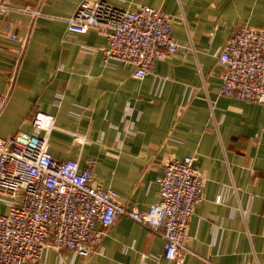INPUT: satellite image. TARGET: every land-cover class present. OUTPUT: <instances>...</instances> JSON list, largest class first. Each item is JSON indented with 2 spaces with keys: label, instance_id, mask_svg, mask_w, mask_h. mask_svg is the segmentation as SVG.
<instances>
[{
  "label": "crops",
  "instance_id": "obj_1",
  "mask_svg": "<svg viewBox=\"0 0 264 264\" xmlns=\"http://www.w3.org/2000/svg\"><path fill=\"white\" fill-rule=\"evenodd\" d=\"M79 1L10 0L13 8L0 12V137L30 131L36 110L52 114V155L77 158L81 167L95 159L93 181L139 209L159 200L166 160L194 156L206 180L181 264H264V104L219 94L224 65L215 56L236 26L264 28V0H105L121 9L164 10L174 40L195 48L157 59L142 78L132 64L105 60L104 30H68ZM25 7L40 14L19 9ZM10 31L28 36L20 55L6 38ZM73 132L87 141L75 142ZM7 209L0 200V212ZM162 243L121 216L87 258L50 247L22 264H175L155 258Z\"/></svg>",
  "mask_w": 264,
  "mask_h": 264
},
{
  "label": "built area",
  "instance_id": "obj_2",
  "mask_svg": "<svg viewBox=\"0 0 264 264\" xmlns=\"http://www.w3.org/2000/svg\"><path fill=\"white\" fill-rule=\"evenodd\" d=\"M10 8V0H0V12ZM19 9L40 14L26 7ZM66 20L70 31L104 30L108 45L102 49L103 57L132 64L136 78L151 73L157 59L195 50L192 44L184 46L174 40L170 14L148 5L121 9L105 0H80ZM6 38L17 43L14 50L18 55L28 40L14 31ZM215 56L224 65L219 94L264 104V28L236 26ZM61 97L59 92L56 103ZM5 99L0 95V110ZM129 112L126 107V126ZM28 122L30 131L18 129L0 137V200L8 205L6 212H0V264L39 260L50 247L87 258L105 228L121 216L163 238L161 255L156 259L182 263L180 254L190 253L187 226L206 180L194 156L166 160L157 178L159 200L147 209L129 207L118 202L116 190L93 181L95 159L88 158L81 167L77 158L52 155L51 132L56 127L52 114L36 110ZM72 136L79 144L87 141L81 133L73 132Z\"/></svg>",
  "mask_w": 264,
  "mask_h": 264
}]
</instances>
